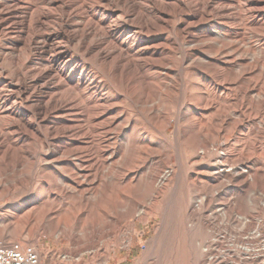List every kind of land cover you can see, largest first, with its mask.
I'll return each mask as SVG.
<instances>
[{"label":"bare ground","instance_id":"bare-ground-1","mask_svg":"<svg viewBox=\"0 0 264 264\" xmlns=\"http://www.w3.org/2000/svg\"><path fill=\"white\" fill-rule=\"evenodd\" d=\"M30 2L22 14L20 0H0V176L8 165L3 192L28 186L9 207L27 211L25 225L71 198L81 227L98 214L96 249L124 247L136 215L145 223L160 207L164 223L166 192L200 193L195 167L210 147L228 152L236 130V143L246 128L264 131V0ZM186 212L195 225L190 203Z\"/></svg>","mask_w":264,"mask_h":264},{"label":"rangeland","instance_id":"rangeland-1","mask_svg":"<svg viewBox=\"0 0 264 264\" xmlns=\"http://www.w3.org/2000/svg\"><path fill=\"white\" fill-rule=\"evenodd\" d=\"M20 2L22 4L19 3V8L22 14L26 12V8L34 4L30 0H20ZM204 15L214 16L210 12H205ZM195 33L201 35L205 30L198 29ZM218 33L216 31L215 35ZM259 121L260 118L255 123ZM175 125V120H172L165 132L169 139H172ZM252 127L246 128L242 133L244 135L242 143H236L239 130L233 133V137L228 142L230 148L228 152L221 145L217 149L210 147L212 152L207 154V160L195 167L196 172L201 173L195 181L200 193L196 195L186 194L184 191L176 195H172L170 191L165 193V221L162 225L160 207H157V211L149 216L145 223L137 219L138 215L135 219H131L134 224L133 232L129 243L124 247L109 241L105 249L101 250L100 247L96 249L93 243L100 229L97 224L94 226L90 224L98 214L91 211L84 214L82 219L86 224L81 227L79 221H76L79 205H76L77 201L74 202L71 198L62 200L63 207L59 212L55 210L54 213L45 214L40 220L25 225L24 223L28 221L27 211L16 214L14 209L9 210V207L26 198L29 188L23 184L15 190L3 192L10 182L9 177L5 176L9 169L7 165L5 172L0 176L3 179L0 187V192L2 191L0 242L6 245L20 243L32 246L39 255V264H51L53 256L52 264H204L206 257L204 250L209 247L220 228L219 220L213 222L216 214L219 213L218 208L221 209L220 211H225L229 222L235 215H252L260 212L258 204L264 200V131L254 133ZM64 142L63 145L68 144L67 141ZM223 151L226 157L220 160ZM237 153L246 155L249 160L232 163L233 159L230 161V158ZM185 154L188 161L196 159L199 155L194 154L186 146ZM175 169L176 157L173 155L165 172L170 175L169 173ZM190 171L193 172L192 169ZM42 179L44 178L39 174L34 182L38 183ZM212 189L214 190L211 191ZM37 193L38 189H35L32 198H35ZM189 203L195 209V225L189 223L186 212ZM55 216L67 220L62 229L47 227L48 221ZM158 228L160 231L157 233ZM226 230L233 231V225L228 226ZM97 245L101 246L100 243ZM149 249L151 256L145 263L143 254ZM97 250L100 256L103 252L106 254V260L97 258Z\"/></svg>","mask_w":264,"mask_h":264},{"label":"built area","instance_id":"built-area-1","mask_svg":"<svg viewBox=\"0 0 264 264\" xmlns=\"http://www.w3.org/2000/svg\"><path fill=\"white\" fill-rule=\"evenodd\" d=\"M257 214L235 215L229 222L218 208L213 222L220 226L208 248L204 264H264V200ZM233 225V231L226 228ZM0 264H39L37 251L20 243L0 242Z\"/></svg>","mask_w":264,"mask_h":264}]
</instances>
